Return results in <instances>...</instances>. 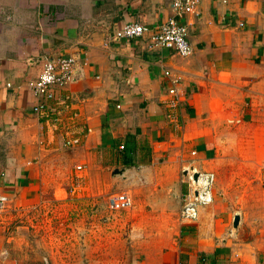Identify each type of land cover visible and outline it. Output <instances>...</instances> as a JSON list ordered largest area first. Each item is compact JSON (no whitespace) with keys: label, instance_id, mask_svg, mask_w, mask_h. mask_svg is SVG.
I'll return each instance as SVG.
<instances>
[{"label":"crops","instance_id":"0c3cea01","mask_svg":"<svg viewBox=\"0 0 264 264\" xmlns=\"http://www.w3.org/2000/svg\"><path fill=\"white\" fill-rule=\"evenodd\" d=\"M169 1L0 0V198L27 213L76 176L88 187L92 174L106 184L105 169L143 165L127 185L138 179L177 210L162 246L140 251L137 264H264V0L199 2L184 21L187 57L149 49L146 35L115 37L129 23L153 31L170 16ZM67 56L72 79L58 95L71 98L90 130L72 149L32 114L29 90L43 57ZM163 70L178 80V128L164 117ZM130 139L135 165L124 166L118 147ZM225 142L229 154L241 145L237 156L254 171L226 175L218 166ZM206 173L214 176L211 201L196 207L194 220L181 219L180 197L195 196ZM254 182L259 197L245 193ZM5 214L0 252L18 247L3 236L13 219Z\"/></svg>","mask_w":264,"mask_h":264},{"label":"rangeland","instance_id":"374dc122","mask_svg":"<svg viewBox=\"0 0 264 264\" xmlns=\"http://www.w3.org/2000/svg\"><path fill=\"white\" fill-rule=\"evenodd\" d=\"M237 150L229 154L226 142L221 148L218 166L226 175L229 169L240 175L254 171L252 166L243 165L242 158L237 156L239 151L242 153L241 145ZM228 159L232 164L239 161V166L233 167ZM140 169L145 167L135 165L120 176H110L112 170L105 169L106 184L92 174L91 186L83 183L73 193L69 192L70 188L63 194L58 191L56 198L47 192L44 194L47 198L27 213L19 207L11 210L5 204L0 218L8 216L5 213L9 212L13 219L4 220L7 224L2 225L3 236L10 242L14 239L18 247L4 249L0 264H42L44 258L51 264H137L143 260L140 251L162 246L163 234L170 233V216L177 207L162 205L159 191L144 189L137 184L138 179L127 185L131 177L138 176ZM257 189L254 182L245 193L259 197ZM114 192L130 195L132 206L126 211L110 212L107 197ZM181 206L180 197V209ZM222 208L237 211L239 206Z\"/></svg>","mask_w":264,"mask_h":264},{"label":"built area","instance_id":"2783aa9c","mask_svg":"<svg viewBox=\"0 0 264 264\" xmlns=\"http://www.w3.org/2000/svg\"><path fill=\"white\" fill-rule=\"evenodd\" d=\"M202 0H170V16L161 22L153 31L141 25L132 23L123 25L115 32L118 39H135L146 35L149 49H168L179 57H187L191 48L187 42L185 18L194 14L195 8ZM241 26V24H239ZM74 59L71 56L42 58L40 71L35 80L29 86L35 103L31 107L32 114L38 122L43 123L56 134L62 149H72L79 145L80 135H86L90 130L80 127L77 113L73 111V101L68 95L59 96L72 79ZM162 77L167 82L165 91V114L168 124L178 128V80L168 70L162 71ZM8 85V84H7ZM122 150V146L118 147ZM81 166H76L77 173L82 172ZM213 182V175L206 173L201 176L199 189L196 195H185L182 198V206L179 216L186 221H192L196 217V207L205 205L211 201L209 195ZM81 187V177H74L69 192ZM6 199L0 198V212L3 210ZM132 206L130 195L125 192H114L107 197V209L110 212H122ZM0 252V260L3 257ZM42 264H51L43 259ZM182 264V263H179Z\"/></svg>","mask_w":264,"mask_h":264},{"label":"trees","instance_id":"16d2710c","mask_svg":"<svg viewBox=\"0 0 264 264\" xmlns=\"http://www.w3.org/2000/svg\"><path fill=\"white\" fill-rule=\"evenodd\" d=\"M123 150V151H122ZM122 152L123 154L121 155V165L124 166H133L135 165L134 163V158L131 157V154H133L134 150H135V145L133 143V140H128L126 142V145H122ZM146 153L149 154V151L146 150ZM141 162L143 164H149V158L148 155H146L144 158H141Z\"/></svg>","mask_w":264,"mask_h":264},{"label":"water","instance_id":"95a60500","mask_svg":"<svg viewBox=\"0 0 264 264\" xmlns=\"http://www.w3.org/2000/svg\"><path fill=\"white\" fill-rule=\"evenodd\" d=\"M128 168L127 167H124V168H121V169H113L112 171H111V176H120V175H122V173L124 172V171H126ZM195 178H196V175L194 174L193 176H192V179L193 180H195ZM237 221H238V216L237 215H234V217H233V221H232V227L233 228H236V225H237Z\"/></svg>","mask_w":264,"mask_h":264}]
</instances>
